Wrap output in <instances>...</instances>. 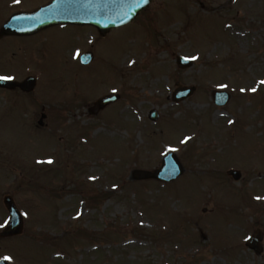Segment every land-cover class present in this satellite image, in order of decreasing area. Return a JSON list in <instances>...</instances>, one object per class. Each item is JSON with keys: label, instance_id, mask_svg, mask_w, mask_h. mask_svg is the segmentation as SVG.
I'll return each instance as SVG.
<instances>
[{"label": "rangeland", "instance_id": "1", "mask_svg": "<svg viewBox=\"0 0 264 264\" xmlns=\"http://www.w3.org/2000/svg\"><path fill=\"white\" fill-rule=\"evenodd\" d=\"M49 1L0 0V26ZM89 31L0 39V76L38 83L28 95L0 91V225L6 195L23 217L20 236L0 239V259L264 264V0H155L104 38ZM86 51L94 61L81 67ZM177 55L192 65L178 69ZM183 86L195 90L174 103ZM213 90L229 94L224 107ZM111 92L120 104L87 113ZM172 149L184 169L175 181L130 179ZM256 230L260 254L244 246Z\"/></svg>", "mask_w": 264, "mask_h": 264}, {"label": "water", "instance_id": "2", "mask_svg": "<svg viewBox=\"0 0 264 264\" xmlns=\"http://www.w3.org/2000/svg\"><path fill=\"white\" fill-rule=\"evenodd\" d=\"M150 1L151 0H146V2L145 0H56L51 6L41 9L35 14L14 18L12 24L5 25L1 33L18 35L31 34L39 29L60 22L90 24L103 33L108 29L132 21L135 16L150 3ZM17 22L20 24L15 25ZM186 65H190V62L185 65L182 64L181 66L185 67ZM33 85L34 80L31 78L21 85L0 82V87L14 88L15 86H18L24 91H28ZM214 95L215 97L225 96L226 98V95L222 93H214ZM113 100H115V97L101 99L95 103L94 109L99 110ZM152 117L156 118L155 114H153ZM167 160L169 163H172L171 156H168ZM172 164L165 166L161 172H136L135 177L136 179L156 178L164 181L173 180L179 175L181 168L179 165L177 168L173 167ZM229 175H231L234 180H238L240 176L237 172H229ZM4 204L11 215V221L10 225L1 233L0 237L17 235L21 232L22 228L20 215L9 197L4 199ZM259 241L260 237L257 232L248 240L246 246L254 250L256 253H259ZM0 264L5 263L0 262Z\"/></svg>", "mask_w": 264, "mask_h": 264}, {"label": "snow or ice", "instance_id": "3", "mask_svg": "<svg viewBox=\"0 0 264 264\" xmlns=\"http://www.w3.org/2000/svg\"><path fill=\"white\" fill-rule=\"evenodd\" d=\"M145 2H146V0H145ZM77 55H79V54H77ZM11 79V77H7V76H0V81H3V80H10ZM259 83L261 84V85H264V80H261V81H259ZM223 87H226V86H223ZM257 89L256 88H252L251 89V91L252 92H255ZM241 91H244V89H241ZM229 123H232V121H229ZM172 151H175V149H172ZM52 161L51 160H49L48 161V163H51ZM257 199H259V197L257 198ZM9 222L8 221H5V224H3V225H0V227H4L6 224H8ZM3 260H5V261H11L12 260V257H10V256H4L3 257Z\"/></svg>", "mask_w": 264, "mask_h": 264}]
</instances>
